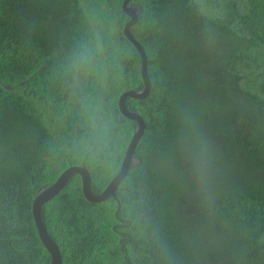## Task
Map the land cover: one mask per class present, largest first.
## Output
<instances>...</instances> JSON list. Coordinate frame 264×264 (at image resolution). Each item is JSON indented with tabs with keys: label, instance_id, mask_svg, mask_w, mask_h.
<instances>
[{
	"label": "trees",
	"instance_id": "1",
	"mask_svg": "<svg viewBox=\"0 0 264 264\" xmlns=\"http://www.w3.org/2000/svg\"><path fill=\"white\" fill-rule=\"evenodd\" d=\"M122 0H0V264H47L31 203L69 166L100 193L142 90ZM148 94L114 196L70 175L41 206L60 264H264V0H130ZM206 148L209 194L182 142Z\"/></svg>",
	"mask_w": 264,
	"mask_h": 264
},
{
	"label": "water",
	"instance_id": "2",
	"mask_svg": "<svg viewBox=\"0 0 264 264\" xmlns=\"http://www.w3.org/2000/svg\"><path fill=\"white\" fill-rule=\"evenodd\" d=\"M129 1L130 0H123L120 5L121 12L127 17V21L123 25L121 33L123 37L132 45L140 58V80L142 82V90H128L122 92L117 98L116 105L119 115L129 121L134 122L135 128L126 146L117 174L114 175V177L109 181V183L103 188L100 193H92L89 185V175L85 168L80 165L67 167L58 175L53 183L45 186L35 195L31 203V216L38 235V242L42 245V247L49 255V261L47 264H60L61 257L57 247L45 230L40 209L41 206L59 192V190L64 186V184L68 181L70 175L72 174H77L79 176L81 194L86 201L91 203H99L106 200L108 197H113L117 186L124 179L128 168L135 163V161L132 159V155L136 143L138 142L144 130V123L138 114L126 109L124 102L126 98L134 100L143 99L148 94L149 81L146 75V61L144 51L129 32V28L136 22L135 7H128L127 4L129 3Z\"/></svg>",
	"mask_w": 264,
	"mask_h": 264
},
{
	"label": "clouds",
	"instance_id": "3",
	"mask_svg": "<svg viewBox=\"0 0 264 264\" xmlns=\"http://www.w3.org/2000/svg\"><path fill=\"white\" fill-rule=\"evenodd\" d=\"M182 149L186 153L194 181L205 198H207L209 194L210 168L205 156L206 148L195 140H185L182 142Z\"/></svg>",
	"mask_w": 264,
	"mask_h": 264
}]
</instances>
